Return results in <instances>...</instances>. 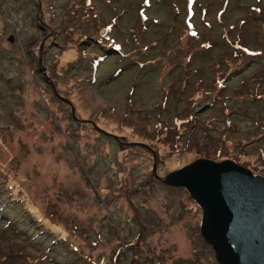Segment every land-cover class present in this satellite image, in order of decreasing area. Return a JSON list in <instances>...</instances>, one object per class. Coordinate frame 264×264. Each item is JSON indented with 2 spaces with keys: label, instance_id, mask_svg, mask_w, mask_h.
I'll return each mask as SVG.
<instances>
[{
  "label": "rangeland",
  "instance_id": "rangeland-1",
  "mask_svg": "<svg viewBox=\"0 0 264 264\" xmlns=\"http://www.w3.org/2000/svg\"><path fill=\"white\" fill-rule=\"evenodd\" d=\"M198 158L264 176V0H0V264H217Z\"/></svg>",
  "mask_w": 264,
  "mask_h": 264
},
{
  "label": "water",
  "instance_id": "water-1",
  "mask_svg": "<svg viewBox=\"0 0 264 264\" xmlns=\"http://www.w3.org/2000/svg\"><path fill=\"white\" fill-rule=\"evenodd\" d=\"M162 182L184 188L201 209L199 233L217 264H264V176L230 159L198 158Z\"/></svg>",
  "mask_w": 264,
  "mask_h": 264
},
{
  "label": "trees",
  "instance_id": "trees-1",
  "mask_svg": "<svg viewBox=\"0 0 264 264\" xmlns=\"http://www.w3.org/2000/svg\"><path fill=\"white\" fill-rule=\"evenodd\" d=\"M6 178H8V177L7 176H4V175H1L0 176V186L5 187L7 190L8 189L9 190H12L13 189V184L12 185L11 184H8V180L10 181L12 178L11 179L8 178V180ZM29 211H30L31 214H33V216L39 218L40 221H41L42 217H40L39 215H36L35 212L32 211L31 209Z\"/></svg>",
  "mask_w": 264,
  "mask_h": 264
}]
</instances>
